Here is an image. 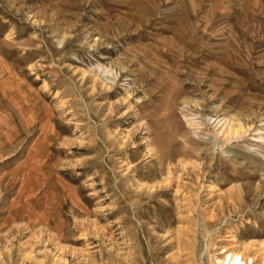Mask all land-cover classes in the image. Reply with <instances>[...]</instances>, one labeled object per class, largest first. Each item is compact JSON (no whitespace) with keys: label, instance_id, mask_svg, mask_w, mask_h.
Listing matches in <instances>:
<instances>
[{"label":"rangeland","instance_id":"374dc122","mask_svg":"<svg viewBox=\"0 0 264 264\" xmlns=\"http://www.w3.org/2000/svg\"><path fill=\"white\" fill-rule=\"evenodd\" d=\"M229 251L264 264V0H0V264Z\"/></svg>","mask_w":264,"mask_h":264},{"label":"bare ground","instance_id":"6f19581e","mask_svg":"<svg viewBox=\"0 0 264 264\" xmlns=\"http://www.w3.org/2000/svg\"><path fill=\"white\" fill-rule=\"evenodd\" d=\"M262 255V253H261ZM245 256V255H244ZM244 256L242 255V253H236V252H228V254L226 253L225 258L223 259V261H227L228 264H243L244 263ZM264 257V255H263ZM256 258L252 257L251 260L255 261Z\"/></svg>","mask_w":264,"mask_h":264}]
</instances>
